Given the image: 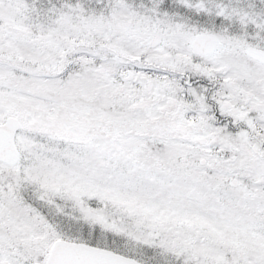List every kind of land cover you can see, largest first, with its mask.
<instances>
[{
	"label": "snow or ice",
	"instance_id": "snow-or-ice-1",
	"mask_svg": "<svg viewBox=\"0 0 264 264\" xmlns=\"http://www.w3.org/2000/svg\"><path fill=\"white\" fill-rule=\"evenodd\" d=\"M0 264H264V0H0Z\"/></svg>",
	"mask_w": 264,
	"mask_h": 264
}]
</instances>
